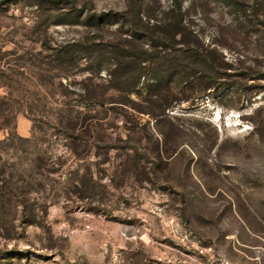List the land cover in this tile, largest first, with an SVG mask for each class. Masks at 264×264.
Returning <instances> with one entry per match:
<instances>
[{
  "label": "rangeland",
  "instance_id": "rangeland-1",
  "mask_svg": "<svg viewBox=\"0 0 264 264\" xmlns=\"http://www.w3.org/2000/svg\"><path fill=\"white\" fill-rule=\"evenodd\" d=\"M177 1L223 61L205 93L199 73L172 82L154 116L107 89L108 51L147 34L127 23L134 8L153 25L176 0H0V99L24 105L0 130L13 139L0 145V264H161L177 222L232 264H264V0ZM153 39L140 43L170 45ZM73 42L102 50L65 74L45 64ZM149 83L130 99L153 108ZM34 99L46 107L31 115Z\"/></svg>",
  "mask_w": 264,
  "mask_h": 264
},
{
  "label": "trees",
  "instance_id": "trees-1",
  "mask_svg": "<svg viewBox=\"0 0 264 264\" xmlns=\"http://www.w3.org/2000/svg\"><path fill=\"white\" fill-rule=\"evenodd\" d=\"M141 13L140 9L134 8L133 16L126 21L132 27L140 23L143 24L147 34L133 36L125 32L126 37L123 41L125 43L114 45L110 51L103 50L111 54L110 59L114 66L109 73L110 79L107 80V89L122 97L124 104L131 105L136 111H149L152 115L159 116L170 105L169 95L172 91V82L188 80L199 73V78L203 81L200 91L205 93L211 88L210 80L218 74L223 59L216 57L214 49L204 47L197 38V34L184 23L182 7L177 0L168 13V17L162 23L153 25L149 22L144 23ZM177 36L179 40H177ZM148 38L152 42L153 38L160 39L164 43L169 42L170 45H162L160 44L162 42L155 41L153 45L145 48V43H140V41ZM101 50L82 47L78 42L61 44L53 49L45 64L50 69H54L53 66L56 64L61 65L63 67L60 70L63 69V71L60 72L65 74L76 67L77 60L81 58L80 53H83L84 58H90L95 51ZM61 75L56 74V76ZM142 79L150 82L148 84L149 91L144 101L150 106L152 105L153 108L145 107L130 99L131 92L139 86ZM164 82H167L168 85H165ZM84 91L88 95H92L98 105H102L100 98H97L100 97V93L96 92L97 87L86 85ZM120 103L123 102L120 101ZM25 106L31 115H35V113H39L42 107H46V104H41L39 100L34 99L32 103ZM22 107H24L23 104L11 100L10 97L5 96L0 99V130L7 131L10 128L14 119L13 113ZM61 108L59 110L62 111ZM70 112H74L73 107H71ZM77 114L75 117H67L69 119H67L66 127L69 133L66 134L67 139L72 140V149L75 151L79 143L84 140L83 134L87 130V127L78 124L81 113L77 112ZM33 117L35 121L36 118ZM10 140L13 139H10V135H8L0 141V145L12 146V144H8ZM78 140L81 141L78 143Z\"/></svg>",
  "mask_w": 264,
  "mask_h": 264
},
{
  "label": "built area",
  "instance_id": "built-area-1",
  "mask_svg": "<svg viewBox=\"0 0 264 264\" xmlns=\"http://www.w3.org/2000/svg\"><path fill=\"white\" fill-rule=\"evenodd\" d=\"M170 235L172 245L164 250L159 259L161 264H232L218 254L214 246L203 245L190 230L178 222L171 226Z\"/></svg>",
  "mask_w": 264,
  "mask_h": 264
}]
</instances>
